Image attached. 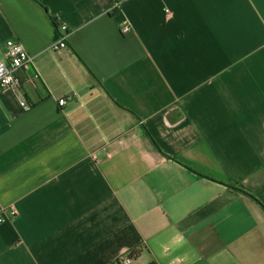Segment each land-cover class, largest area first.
Wrapping results in <instances>:
<instances>
[{
  "label": "crops",
  "instance_id": "1",
  "mask_svg": "<svg viewBox=\"0 0 264 264\" xmlns=\"http://www.w3.org/2000/svg\"><path fill=\"white\" fill-rule=\"evenodd\" d=\"M116 1L0 0V264H264V0Z\"/></svg>",
  "mask_w": 264,
  "mask_h": 264
},
{
  "label": "built area",
  "instance_id": "2",
  "mask_svg": "<svg viewBox=\"0 0 264 264\" xmlns=\"http://www.w3.org/2000/svg\"><path fill=\"white\" fill-rule=\"evenodd\" d=\"M122 0H117L113 10L119 11L121 8ZM57 36L52 49L56 52L63 51L68 48V37L70 31L65 23H57ZM131 31L129 26L122 28L123 34H128ZM35 57L31 55L24 46L15 40L7 42L5 59L0 61V92L8 89H20L21 79L20 73H23L28 81H32L37 76L35 73ZM67 104V99L63 98L59 100V105L64 106ZM21 105L30 109L26 101H22ZM8 212L12 217H15L18 213L17 210L11 207ZM5 221L3 214L0 215V223ZM113 264H134V258L130 253L122 255Z\"/></svg>",
  "mask_w": 264,
  "mask_h": 264
},
{
  "label": "trees",
  "instance_id": "3",
  "mask_svg": "<svg viewBox=\"0 0 264 264\" xmlns=\"http://www.w3.org/2000/svg\"><path fill=\"white\" fill-rule=\"evenodd\" d=\"M45 9V11H46V13H47V16H48V18L51 20V22L53 23V25L55 26V28H56V30H57V27H58V24H57V20L56 19H54L53 17H51L50 15H49V13H48V10L46 9V8H44ZM233 187V186H232ZM237 191H239V192H241V193H243V194H247V193H245L244 191H242L241 189H239V188H237V187H234ZM264 207V206H263Z\"/></svg>",
  "mask_w": 264,
  "mask_h": 264
}]
</instances>
